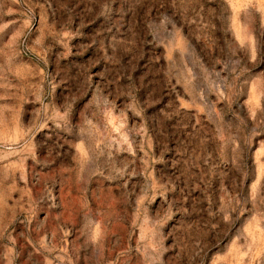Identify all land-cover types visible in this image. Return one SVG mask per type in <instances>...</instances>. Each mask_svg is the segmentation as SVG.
Listing matches in <instances>:
<instances>
[{
  "label": "rangeland",
  "instance_id": "1",
  "mask_svg": "<svg viewBox=\"0 0 264 264\" xmlns=\"http://www.w3.org/2000/svg\"><path fill=\"white\" fill-rule=\"evenodd\" d=\"M0 264H264V0H0Z\"/></svg>",
  "mask_w": 264,
  "mask_h": 264
}]
</instances>
